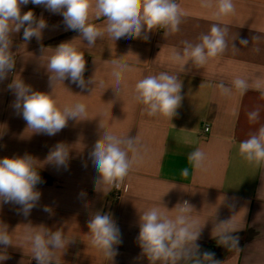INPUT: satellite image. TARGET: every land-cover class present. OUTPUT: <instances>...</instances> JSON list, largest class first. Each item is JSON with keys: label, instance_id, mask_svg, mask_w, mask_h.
I'll return each mask as SVG.
<instances>
[{"label": "crops", "instance_id": "crops-1", "mask_svg": "<svg viewBox=\"0 0 264 264\" xmlns=\"http://www.w3.org/2000/svg\"><path fill=\"white\" fill-rule=\"evenodd\" d=\"M174 2L181 13L179 31L164 35L158 29L147 40L116 41L105 32L93 46L78 31L66 29L62 15L32 3L21 6L22 13L32 10L47 27L39 40L25 41L23 29L11 34L15 67L0 82V158L32 156L42 181L36 185L41 195L27 216L20 205L0 203V224L7 226L13 242L0 245V256L6 257L0 264H38L26 237L41 228L64 234L65 247L55 250L54 264H150L138 241L140 215L156 207L174 219L177 205L185 201L192 207L187 215L193 230L200 232L195 243L201 264H212L203 258L204 252L213 253L216 264H264V162L250 163L239 153V143L264 126V0H232L234 12L220 17L217 0H207V7L203 0ZM89 23L101 30L106 27L94 6ZM213 24L228 29L223 53L202 67L187 57L182 62L171 59L184 48V41L199 43ZM62 42H71L84 55L83 89L70 79L50 82L47 66ZM113 60L128 65L119 84ZM161 72L177 75L182 82V101L172 118L149 116L136 99V83ZM236 78L249 83L243 94L233 86ZM13 79L50 94L61 109L83 103L86 113L69 119L55 135L35 133L13 106L16 96L8 87ZM90 79L94 82L89 84ZM221 83L230 94L222 93ZM257 109L259 118L253 122L248 113ZM105 129L120 138L138 139L141 158L124 178L125 194L118 201L112 199L111 185L97 189L99 174L90 158ZM57 143L68 147L66 167L47 160ZM197 149L206 155L199 169L188 162V154ZM183 168H188V177L181 176ZM103 212L111 214L121 234L122 243L114 246L112 258L92 244L88 228L89 219ZM225 231L239 237L238 247L218 242ZM196 259L178 264H194Z\"/></svg>", "mask_w": 264, "mask_h": 264}, {"label": "clouds", "instance_id": "clouds-1", "mask_svg": "<svg viewBox=\"0 0 264 264\" xmlns=\"http://www.w3.org/2000/svg\"><path fill=\"white\" fill-rule=\"evenodd\" d=\"M28 3L41 5L53 14L62 15L66 29L78 31L89 46L95 45L97 39L103 37L105 32L115 41L121 38L147 40L148 34L154 30L162 29L164 35L169 31L177 32L181 23L179 5L174 0H94V5L93 0H0V82L7 79L8 73L15 67V60L10 51L11 34L19 33L23 29L25 41H30L33 37L39 40L42 30L47 27L46 21L43 18L37 19L32 10L21 12V6ZM217 5V17L228 15L235 10L232 0H217ZM93 6L95 15L106 19V27L103 30L89 23V12ZM203 6H209L207 0H203ZM227 31L226 27L213 24L208 33L200 36L199 43L184 41V48L175 51L171 59L174 62H182L187 57L191 64L202 67L209 58L224 52ZM247 43L246 40L241 41V44ZM112 63L119 84L122 73L128 70V65L119 60H113ZM47 70L51 83L54 80L70 79L78 87H86L83 75L84 55L78 52L71 42H62L55 48ZM93 82L90 79L87 83ZM233 86L242 94L249 89L248 81L243 78H236ZM8 87L16 96L14 108L22 115L28 128L33 129L35 133L55 135L66 127L69 119H79L86 113V105L80 102L59 108L50 94L32 90L22 79H13ZM259 87L257 84L258 89ZM181 88L182 82L177 75L161 72L136 83V99L146 107L149 116L160 114L172 118L182 101ZM219 88L224 94L231 92L223 83L219 84ZM248 116L255 122L259 118V109L249 112ZM137 145L136 137L120 138L110 130L103 131L90 152L93 166L99 174L96 178L98 190L101 184L118 186L129 174L133 165L141 158ZM129 152L132 153L131 158ZM239 153L250 163L264 162V126L239 143ZM68 157V147L57 143L50 150L47 160L57 166L66 167ZM205 160V153L199 149L188 154L189 164L196 169L202 168ZM34 161L35 159L27 154L0 158V203L11 202L20 205L25 216L30 214L41 195L36 190V185L42 181ZM180 174L188 177V168L181 169ZM177 206L179 214L174 219L164 215L156 207L140 215L138 241L150 264H156L157 261L164 264L191 262L193 256L197 257L194 264H201L199 246L195 243L200 232L193 230V222L187 215L192 207L187 201ZM43 210L50 211L48 207ZM88 228L92 244L112 258L116 254L114 246L122 243V240L111 214H95L89 219ZM26 239L31 242L33 258L38 264H54L55 250L65 247V237L61 230L50 231L41 228L29 233ZM218 242L224 246L238 247L239 237L225 231ZM12 244L7 226L0 224V245L7 247ZM213 255L204 252L203 258L216 264L217 261L212 259ZM5 259V256H0V261Z\"/></svg>", "mask_w": 264, "mask_h": 264}, {"label": "built area", "instance_id": "built-area-1", "mask_svg": "<svg viewBox=\"0 0 264 264\" xmlns=\"http://www.w3.org/2000/svg\"><path fill=\"white\" fill-rule=\"evenodd\" d=\"M209 126L206 127V131H209ZM125 180H121L119 183H118V186L116 187H113L111 186V191H112V199L113 200H120L124 194H125Z\"/></svg>", "mask_w": 264, "mask_h": 264}]
</instances>
